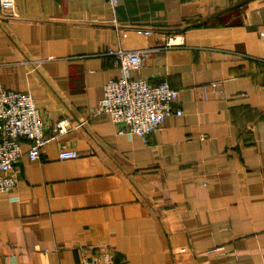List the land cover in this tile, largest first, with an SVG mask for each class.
<instances>
[{"label":"crops","instance_id":"obj_1","mask_svg":"<svg viewBox=\"0 0 264 264\" xmlns=\"http://www.w3.org/2000/svg\"><path fill=\"white\" fill-rule=\"evenodd\" d=\"M107 47L145 50L132 75L178 89L182 113L118 134L97 109L119 72ZM0 85L31 93L47 137L73 125L38 160L23 142L0 264H79L104 244L116 264H264V0H15Z\"/></svg>","mask_w":264,"mask_h":264},{"label":"built area","instance_id":"obj_2","mask_svg":"<svg viewBox=\"0 0 264 264\" xmlns=\"http://www.w3.org/2000/svg\"><path fill=\"white\" fill-rule=\"evenodd\" d=\"M115 5L117 0H110ZM15 0H0L5 11L13 10ZM149 34L150 30H138ZM145 50H128L107 47L105 54H113L118 65V75L103 86L97 109L110 115L117 125L118 134L130 133L145 137L158 129L166 117L180 115L182 110L174 108L179 90L166 80L152 84L147 79L132 75L143 59ZM213 87L216 83L211 84ZM69 118L57 119L52 124V135L47 137L43 129L40 110L28 91L8 89L0 85V192H8L17 184L15 163L23 155V142L27 143V157L34 161L40 158L43 146L58 135L72 129ZM78 156L75 149H61L59 159ZM79 264H116L113 247L100 245L95 253H83Z\"/></svg>","mask_w":264,"mask_h":264}]
</instances>
